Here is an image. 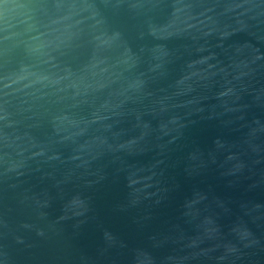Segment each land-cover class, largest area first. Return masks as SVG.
<instances>
[{"label":"water","instance_id":"obj_1","mask_svg":"<svg viewBox=\"0 0 264 264\" xmlns=\"http://www.w3.org/2000/svg\"><path fill=\"white\" fill-rule=\"evenodd\" d=\"M0 264H264V0H0Z\"/></svg>","mask_w":264,"mask_h":264}]
</instances>
